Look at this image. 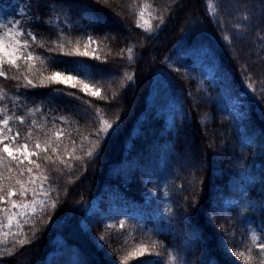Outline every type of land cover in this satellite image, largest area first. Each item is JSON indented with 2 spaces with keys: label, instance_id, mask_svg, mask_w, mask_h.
<instances>
[{
  "label": "trees",
  "instance_id": "1",
  "mask_svg": "<svg viewBox=\"0 0 264 264\" xmlns=\"http://www.w3.org/2000/svg\"><path fill=\"white\" fill-rule=\"evenodd\" d=\"M141 5L151 6L150 11L145 7L142 19L137 15ZM0 20H18L26 32L32 31L37 45L45 47L33 45L31 50L49 62L44 68L33 60L28 72L21 61L19 89L16 80L0 77L6 94L0 107L11 110L17 104L15 113L25 116V125H13L21 132V143L32 121L37 122L30 150H35L36 135L42 147L49 137L55 146L57 131L63 132L57 153L49 148L31 157L42 167H33L35 184L25 183L37 188V201L45 199L40 175L46 172L50 179L43 188L55 189L49 196L57 206L31 216L35 227L24 225L20 238L26 236L29 243L23 247L13 243L16 236L0 237V264H120V257L136 244L144 241L150 247L153 240L163 247L129 264H167L168 252L176 258L173 264H206L209 256L216 264H264V251L257 246L264 242V100L259 98L264 92L253 98L247 76L241 74L246 68L257 89L264 81L262 0H109L108 5L104 0H0ZM138 20H147L152 30L137 28ZM88 35L96 41L88 50L107 60L100 66L114 74L94 81L107 100L84 98L102 109L115 131L91 158L74 161L69 158L72 142L75 154L83 155L79 145L82 136L95 131L89 122L95 107L69 104L64 93L76 90L63 85L26 89L23 75L39 85L41 76L74 67L61 61L99 65L89 58L59 55V49L47 51L58 36L72 46L79 40L83 51ZM14 74L8 72L9 77ZM113 92L119 94L115 100ZM231 97L243 102L236 110L241 115L229 111ZM95 123L98 127V118ZM89 147L84 141V150ZM45 155L56 163L46 162ZM13 167L14 177L29 180L27 161L22 176ZM10 182L19 189L15 179ZM245 191L247 199H240ZM11 199L30 202L33 195L17 192ZM253 232L260 237L257 245L251 241Z\"/></svg>",
  "mask_w": 264,
  "mask_h": 264
},
{
  "label": "snow or ice",
  "instance_id": "2",
  "mask_svg": "<svg viewBox=\"0 0 264 264\" xmlns=\"http://www.w3.org/2000/svg\"><path fill=\"white\" fill-rule=\"evenodd\" d=\"M105 5L109 4V0H104ZM264 3V0H262ZM147 7L149 11L151 10L150 5H141L140 11L137 13L139 18H143L144 9ZM24 14V10L21 9V15ZM247 19V18H245ZM47 23V21H45ZM160 23H164V17H160ZM137 28H142L146 32H150L152 30V25L148 23L147 20L144 21L143 24L137 21ZM158 27V26H157ZM229 36H223L224 41H229ZM96 43L92 35L87 36V41L84 44V49L81 50L79 47V40L76 42L75 46H72V41L69 40L67 44L63 41L62 36H58L57 40L52 42V47L48 48L47 51L50 53H56L57 49H59V55L63 56H75V57H83L89 58L91 60L99 61L100 64L93 66L85 63L84 60H74V61H61V63H71L74 65L73 68H65L63 70H54L51 71L47 76H41L40 84L37 85L33 82L32 79H29L27 74L23 75V87L26 89H35L37 87H49L50 85H63L69 89H75L76 91H68L65 92L68 99L69 104H74L79 101L81 104H87L89 108L95 107L91 103L90 100H85V96L107 100L108 97L101 95L102 88L98 83H95L97 77H100L101 81L104 80L107 76L113 75L114 73H110L106 71L105 67H101L100 65L106 66L108 64L107 60H101L99 55H95L93 52H90L89 46L91 44ZM33 45H37V36L32 31H25L20 26V21L18 20H9L4 22L0 20V77L5 79H12L19 82L21 79V61L24 62V65L27 67L28 72L33 71V60L39 61L40 65L44 68L49 67V62L46 61L41 55L34 53L31 49ZM38 47L44 48L45 45L40 43L37 45ZM68 49L65 51V49ZM129 60L132 59L133 49L129 47L127 49ZM52 67H58L57 64L53 63ZM13 71L16 74L11 77L8 76V72ZM242 75L247 76L248 80V89L253 93V98H255V94L258 92H264V81L261 82L260 88L257 89L254 86V81L251 75H247L246 68L242 70ZM128 80H132L133 77L125 73ZM55 91L61 92L63 89H56ZM83 94V95H81ZM5 92L3 89H0V101L5 99ZM19 90L16 93L17 101L19 100ZM117 92L112 93V99L115 100L118 97ZM259 98L264 100V94L260 95ZM77 107L79 105H76ZM17 104H13L12 109L10 110L7 106L0 107V205H4L7 203L10 205L9 207L0 206V237L7 238L9 236H16L14 240V244H18L20 247H23L26 243H29L28 238L25 236L24 238H20V234L24 231V225H28L30 222L32 223L33 228L35 227V222L31 221L32 215L42 214L46 211L47 207L55 209L57 206V200H52L49 196V193L54 191L55 189L49 187L47 189L43 188V183L48 182L50 177L45 172L40 175L41 187L40 192L43 193L45 199H41L37 201L35 199L37 195V188L33 187L31 189L25 187V183L35 184L36 178L31 176L33 172V167L36 169H40L42 166L37 160L31 159V157H39L40 153H47L49 148H51L52 153H57L59 151V142L61 136L63 135L62 131H57L56 133V141L55 146H53L54 142L49 137L44 140L43 147L41 146V141L39 135L35 137V150H30V143L33 141L34 133L33 129L37 127V122L35 120L32 121L29 126V130L24 134V143H21V132L19 129L16 131L13 130V125H25L26 118L23 115H18L15 113V108ZM39 109H36L38 111ZM33 110L29 109V113ZM87 111V110H86ZM11 112V114H10ZM102 109L99 107H95V113L91 115L89 122L95 128L94 132H89L87 135L81 137V142L79 148L83 155H76V142H72V153L69 154V158L74 161H80L85 158H91L97 149L100 148L101 143L104 141L105 137L110 135L112 131H115L113 122L108 119H105L103 115H101ZM99 119V125L96 126V120ZM61 121H65L66 117H59ZM43 126H41L42 130ZM95 137L93 141L91 138ZM84 141H88L91 144L86 151L84 150ZM44 160L46 162L55 164L56 160L53 159L51 155H45ZM27 161L29 167L26 168V171L30 174V178L27 182L22 181L18 177H14L12 173L15 169L19 170V174L22 176L25 168L22 167L24 162ZM60 164H64L68 169H71V164H65V160L60 159ZM56 171H60V169H56ZM5 172L9 175L6 177ZM15 179V184H18L20 187L18 190H14L15 185L10 181ZM5 180H8L9 183L7 186L5 185ZM29 191L32 192L33 199L30 202L20 201L11 199L14 195L18 194L21 197H24L26 193ZM240 199H247V193L244 192V195L240 197ZM251 204V201L244 204V208H248ZM13 209H19V211H13ZM169 213L172 212V209L169 208L167 210ZM260 211L264 213V202L261 203ZM21 219H23V224L20 223ZM125 226V221H120V228L123 229ZM13 227L16 228V232H13ZM108 228L113 227L112 225H108ZM262 230H264V226H262ZM104 236L100 237V240H104ZM260 237L257 236L255 232H253L251 236V241L253 245H257V241ZM6 243V241H5ZM127 243V241H125ZM223 244V241H221ZM262 251H264V242H261L257 245ZM163 246L159 241H151V246L141 241L136 244L130 251L127 252L126 255L120 257V264H129V261L133 258H140L151 256L153 252L157 248H162ZM225 251L227 248L225 247ZM13 253L10 251L9 255ZM159 255V253H156ZM168 261L167 264H173V261L176 259L171 252L167 253ZM235 256L243 258L245 261L250 259V257H246L243 252L234 253ZM139 264H161V261L156 260H139ZM206 264H216L215 257L209 256Z\"/></svg>",
  "mask_w": 264,
  "mask_h": 264
},
{
  "label": "rangeland",
  "instance_id": "3",
  "mask_svg": "<svg viewBox=\"0 0 264 264\" xmlns=\"http://www.w3.org/2000/svg\"><path fill=\"white\" fill-rule=\"evenodd\" d=\"M243 102L239 99H237V97H231V99H228V109L231 112L236 113V110H238V106L240 104H242ZM238 113H236L237 115H241L242 111H237ZM225 206H229L230 203L228 202H224Z\"/></svg>",
  "mask_w": 264,
  "mask_h": 264
}]
</instances>
